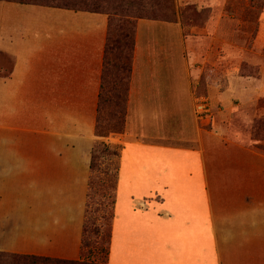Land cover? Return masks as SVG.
Segmentation results:
<instances>
[{"label":"crops","instance_id":"obj_1","mask_svg":"<svg viewBox=\"0 0 264 264\" xmlns=\"http://www.w3.org/2000/svg\"><path fill=\"white\" fill-rule=\"evenodd\" d=\"M109 31L107 14L0 0V131L27 136L30 147L42 137L97 140ZM174 34L183 45L177 48L179 60ZM191 40L181 23L136 21L126 131L113 139L120 153L110 264H264V159L249 153L238 137L229 139L223 124L200 129ZM250 93L236 95L246 103ZM226 106L229 118L233 103ZM176 115L180 128L167 139L159 128ZM165 155L190 167L170 175L158 170V158ZM67 161L66 156H0V164L6 163L0 175L23 181L0 185V209L22 194L30 209L51 210L55 190L42 195L40 204L34 191L39 185L51 189L57 181L55 167L45 163ZM226 162L234 169L221 165ZM141 178L150 181L143 192L136 188ZM143 221L164 227L165 242L139 237L135 227ZM56 234L45 231L44 243L36 247L4 244L0 252L76 260L80 252L54 244Z\"/></svg>","mask_w":264,"mask_h":264},{"label":"rangeland","instance_id":"obj_2","mask_svg":"<svg viewBox=\"0 0 264 264\" xmlns=\"http://www.w3.org/2000/svg\"><path fill=\"white\" fill-rule=\"evenodd\" d=\"M125 1L108 0V6L100 4L108 10L114 7L123 9ZM89 5L88 8L94 6L91 3ZM149 5L151 7L145 11L147 15L181 23L185 35L192 39L190 52L197 58V63L192 65L194 112L200 129L213 130L216 124H223L226 129L229 128V139L237 142L239 138L242 141L239 144L249 149V153L264 159V142H258L255 147L253 144L256 142L252 140L257 126L259 135L264 136V0H219L216 3L201 0L198 4L191 0H153ZM129 14L134 18L137 11ZM114 18V22H117L118 18ZM131 22L135 23V19H131ZM118 34V29L113 26L111 36L115 38ZM172 42L174 58L179 60L177 48L182 50L183 45L177 34L172 35ZM3 43L0 39V44ZM113 80L109 78L108 85L112 86ZM129 87L128 78L121 103V119H103L98 131L103 136L93 142L76 143L42 137V142L30 147L27 136L0 131V156L24 154L68 157L67 162L45 163L55 167L53 172L56 175H53L57 181L51 189L39 185L34 191L36 203L40 204L42 195L48 196L49 192L55 190L52 204L49 203L51 210L40 211V205L30 209L20 199L22 194L18 200L11 197V204H6L7 210L0 209V246L28 242L27 246L36 247L44 243L45 231L50 230L57 232L52 236L54 244L73 254L80 252L76 261L85 259L98 264H110L109 249L120 153V146L114 144L113 139L126 131L129 95V91L126 95V90ZM246 91H250L252 97L246 103H241L240 95L236 94ZM200 98L210 103L211 121H200L196 115V103ZM226 101L233 103L230 109L232 116L229 118L225 117ZM178 124L177 115L169 116L160 126V132L170 139L178 133ZM0 165L5 166L6 163ZM221 165L230 170L234 169L235 164L226 162ZM188 167L190 164L187 161L172 159L168 155L159 157L157 161V169H166L169 175ZM6 177L0 175V185L11 179L16 184L23 182L15 176L11 179ZM149 187L150 181L146 178L136 182V188L141 192ZM11 193L16 194L14 190ZM135 229L139 237L161 240L162 243L166 240L164 227L143 221L140 225L136 223Z\"/></svg>","mask_w":264,"mask_h":264},{"label":"trees","instance_id":"obj_3","mask_svg":"<svg viewBox=\"0 0 264 264\" xmlns=\"http://www.w3.org/2000/svg\"><path fill=\"white\" fill-rule=\"evenodd\" d=\"M10 2H17L21 4H33L41 6H53L58 8H66L72 10L88 11L93 13L107 14L110 18V31L109 41L105 49L104 68L102 75V86L99 97L98 105V118L96 127V136L102 137L99 134V124L106 118L121 119V103L123 102L125 81H131L132 63L135 49V33H136V21L139 19H146L152 21H162L172 23L170 21L159 20L155 17H151L145 13L148 7H151L149 3L153 0H126L125 8L114 7L111 10L104 8V3L108 6V0H25V1H13L3 0ZM111 2L115 0H109ZM93 4L92 8H88ZM81 5V6H79ZM88 5V6H85ZM137 11L135 17L130 16L131 11ZM121 11V12H117ZM114 17H117V22H114ZM131 19H135V23L131 22ZM115 26L119 34L113 38L111 36L112 27ZM109 78H113V85H108ZM130 88V87H129ZM126 90V95L129 91ZM125 95V97H126ZM255 144L258 142H264V136H260L258 133V126L255 128L253 139ZM252 141V142H253ZM253 142V143H254ZM256 147V146H255ZM0 264H98L95 262L76 260H67L59 258H50L36 255H21L9 252H0Z\"/></svg>","mask_w":264,"mask_h":264},{"label":"built area","instance_id":"obj_4","mask_svg":"<svg viewBox=\"0 0 264 264\" xmlns=\"http://www.w3.org/2000/svg\"><path fill=\"white\" fill-rule=\"evenodd\" d=\"M196 115L198 116L199 120L203 122L207 121L208 119L210 120L212 118V109L207 99L200 98L197 100Z\"/></svg>","mask_w":264,"mask_h":264}]
</instances>
